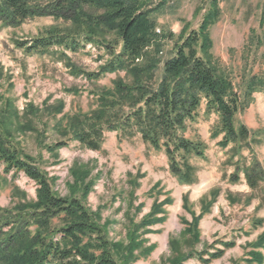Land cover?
I'll return each mask as SVG.
<instances>
[{
    "label": "rangeland",
    "instance_id": "rangeland-1",
    "mask_svg": "<svg viewBox=\"0 0 264 264\" xmlns=\"http://www.w3.org/2000/svg\"><path fill=\"white\" fill-rule=\"evenodd\" d=\"M142 1L152 7L160 3ZM166 3L151 15L156 23L154 42L146 48L160 61L158 77L184 37L198 30L203 17L217 7L218 17L208 31L213 64L229 75L239 92L248 76L264 78V0ZM53 26L69 24L48 16L17 26L0 21V121L46 174L53 192L85 204L103 227L119 263L206 264L199 253L208 251L203 256L208 258L224 242L233 241L234 247L209 264H264V246L256 245L264 233V180L252 189L245 179V169L254 161L264 169V90L254 91L235 118L237 128L243 124L249 129L247 142L224 146L219 115L208 113L202 104L183 133L202 141L206 150L203 157L191 158L196 181L182 183L171 173L164 149H154L140 134L126 137L105 131L98 150L73 138V116L91 113L100 91L112 89L120 79L132 82L133 77L124 70L99 78L86 75L99 72L111 59L102 42L111 43L117 52L121 49L114 33L76 52L52 47L29 53L18 44L30 43ZM145 58L136 63L144 64ZM59 140L68 144L54 147ZM232 174L239 180L233 181ZM37 201L36 182L23 172H5L0 165L1 209ZM258 253L261 263L253 259Z\"/></svg>",
    "mask_w": 264,
    "mask_h": 264
},
{
    "label": "trees",
    "instance_id": "trees-1",
    "mask_svg": "<svg viewBox=\"0 0 264 264\" xmlns=\"http://www.w3.org/2000/svg\"><path fill=\"white\" fill-rule=\"evenodd\" d=\"M166 4V0H160L156 7L142 0H0V21L17 26L27 19L48 16L69 24L50 27L30 43L19 42L29 53L52 47L76 52L83 44L114 33L122 43L121 49H111V43L101 38L111 59L99 72L86 75L99 78L107 72L124 70L133 81L120 79L112 89L99 92L97 108L91 113L73 116V138L98 150L105 131H119L126 137L140 134L154 149H164L170 171L180 182L193 184L197 168L191 158L203 157L206 145L184 136L187 124L195 121L205 103L208 113L220 117L224 146L247 142L249 129L243 124L237 128L235 118L246 108L254 91L264 90V78L258 74L248 76L239 92L229 75L213 64L208 31L218 17L217 7L203 17L198 30L184 37L175 53L163 62L158 77L160 61L152 59L146 48L154 42L156 23L151 15L155 8ZM143 57L144 64L136 63ZM67 144L59 140L54 147ZM0 165L5 172H23L38 185L36 203L15 210L0 208V264H122L114 258L95 215L79 198L54 193L46 174L30 155L23 153L1 121ZM230 178L239 180L236 174ZM245 179L252 189L264 180V169L258 161L245 169ZM256 245L264 246V233ZM234 246L233 241L224 242L223 248L208 254V258L203 257L208 251L199 254L209 264ZM253 259L258 263L262 260L259 253Z\"/></svg>",
    "mask_w": 264,
    "mask_h": 264
}]
</instances>
